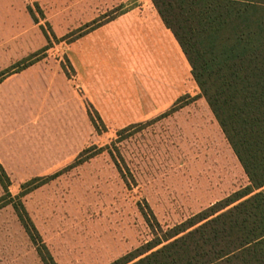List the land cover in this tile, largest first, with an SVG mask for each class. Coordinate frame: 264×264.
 Here are the masks:
<instances>
[{
	"label": "rangeland",
	"instance_id": "rangeland-1",
	"mask_svg": "<svg viewBox=\"0 0 264 264\" xmlns=\"http://www.w3.org/2000/svg\"><path fill=\"white\" fill-rule=\"evenodd\" d=\"M16 1L24 31L15 43L23 46L22 53L45 50L37 59L59 63L68 76L73 74L66 58L71 43L143 5V0ZM182 98L181 104L194 101L136 125L109 127L96 119L86 149L100 153L22 197L23 185L59 171L8 176L10 197L20 198L55 264H111L152 240L142 213L149 216L150 210L166 231L248 186L197 87ZM4 185L0 264H43L37 252L41 244L31 242L13 206L3 205L16 203Z\"/></svg>",
	"mask_w": 264,
	"mask_h": 264
},
{
	"label": "crops",
	"instance_id": "crops-1",
	"mask_svg": "<svg viewBox=\"0 0 264 264\" xmlns=\"http://www.w3.org/2000/svg\"><path fill=\"white\" fill-rule=\"evenodd\" d=\"M13 1L0 0V74L34 55L15 43L24 30L21 3ZM66 58L72 75L42 59L0 80V166L7 177L70 167L94 128L88 109L105 126L136 125L170 111L196 86L149 0L78 38Z\"/></svg>",
	"mask_w": 264,
	"mask_h": 264
},
{
	"label": "trees",
	"instance_id": "trees-1",
	"mask_svg": "<svg viewBox=\"0 0 264 264\" xmlns=\"http://www.w3.org/2000/svg\"><path fill=\"white\" fill-rule=\"evenodd\" d=\"M149 1L180 47L199 96L248 186L166 231L150 210L149 216L142 213L152 240L111 264H264V0ZM42 52L45 50L0 74V80L38 61ZM182 99L167 115L194 101L181 104ZM88 116L97 130L98 115L88 109ZM94 150H84L63 171L29 181L20 197L100 153H92ZM3 181L6 196L16 201L3 205L13 206L31 242L41 244L42 250L37 252L42 263L55 264L20 198L10 197L9 179L0 166V183Z\"/></svg>",
	"mask_w": 264,
	"mask_h": 264
}]
</instances>
